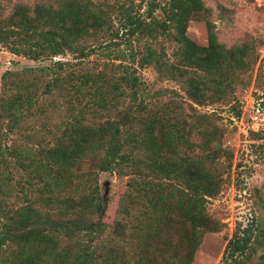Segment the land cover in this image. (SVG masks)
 Wrapping results in <instances>:
<instances>
[{"label": "trees", "instance_id": "16d2710c", "mask_svg": "<svg viewBox=\"0 0 264 264\" xmlns=\"http://www.w3.org/2000/svg\"><path fill=\"white\" fill-rule=\"evenodd\" d=\"M141 1H146L145 16L133 0H55L32 8L21 4L0 16V43L12 53L34 60L67 52L77 55L72 62L57 60L51 66L26 69L51 73L43 93L55 89L62 102L52 97L38 103L34 99L38 79L25 82L10 71L2 75V86L18 92L1 98L0 121L8 118L11 130L23 120L22 107L34 106L26 123L45 115L42 124L51 138L46 142L30 134L27 140L36 144L24 147L0 143V166L8 169L10 161L3 156L8 153L25 171L14 183L20 195L15 193L11 203V194L3 190L11 171L7 175L0 171V264H141L173 210L193 223L191 238H182L188 252L180 262L156 261L190 264L201 233L197 226L205 227L206 203L222 185L221 156L228 150L220 140L217 115L198 113L185 104L186 98L198 105L227 101L228 77L248 69V50L224 48L211 30L207 45L186 34L187 18L203 8L200 0H169L164 5ZM158 6L166 9L162 18L153 14ZM121 28L135 40L148 42L134 48L129 37L119 38ZM105 37L128 45L125 51H115L114 59L120 61L77 67ZM169 38L177 43L171 55L154 43ZM135 63L152 66L161 78L179 82L186 98L177 91L165 98L166 90H151ZM240 113L237 109L233 115L238 118ZM99 151L101 171L129 176L124 195L130 197V206L124 205L125 196L119 200L120 217L113 219L106 234L91 221L103 206L98 181L92 184L88 176L89 182H76L83 175L73 171ZM142 167L148 177L141 176ZM249 256L256 260H244ZM219 264H264V223L238 226Z\"/></svg>", "mask_w": 264, "mask_h": 264}, {"label": "rangeland", "instance_id": "374dc122", "mask_svg": "<svg viewBox=\"0 0 264 264\" xmlns=\"http://www.w3.org/2000/svg\"><path fill=\"white\" fill-rule=\"evenodd\" d=\"M129 2V0H125ZM169 0H158L164 5ZM203 8L197 11L186 20V34L197 44H208V32L211 30L219 44L226 49H233L237 46H246L248 50L249 67L246 70L236 72L228 77L230 94L224 103H210L198 105L186 98V93L180 88L179 82L171 79H163L158 76L152 66H138L135 63L136 71L151 90H166L165 98L173 91L186 98L185 104H191L197 112L216 114L217 123L221 126L220 140L223 147L228 150L221 156V175L222 185L213 197H209L206 203L207 219L203 221L205 227L197 226L201 231L198 236V244L195 247L190 264H219L222 260L224 249L229 238L233 235L238 226L244 227L249 223H264V0H200ZM53 3L55 0H0V16L6 17L10 14L14 6L24 5L33 7L36 3ZM136 4L138 13L145 16L146 1L133 0ZM157 17H164L166 9L158 6L153 11ZM127 29H119L118 36L124 40L129 37L132 41L130 45L134 48H142L145 38L135 40L133 35L127 34ZM129 35V36H128ZM120 39L109 41V38H101L99 45L94 51L87 55L78 66L87 65L90 67H101L104 62H119L114 59L116 50H126L127 46ZM109 42L105 47L104 43ZM156 45H162L166 53L171 55L172 50L177 43L174 39H158L154 42ZM101 45V46H100ZM76 54L67 52L53 58L31 59L22 54H14L8 45L0 43V101L1 98L14 95L18 89L5 88L2 75L6 71L16 72L23 81H36L38 79V90L34 99L38 103L52 97L58 101L62 100L54 89L50 94L43 93L44 84L51 77V73L46 75L42 71H26L27 68H39L47 65H53L57 60L75 61ZM57 68L51 67L55 71ZM175 97V94H173ZM179 98V97H177ZM163 98H159L162 100ZM189 107V105H188ZM190 108V107H189ZM35 109L34 106L24 105L19 114L22 119L13 124L15 126L9 129L8 118H2L0 121V143L4 146H22L25 144H36V141L27 140L28 135L34 134V138H43L49 141L51 135L43 127L44 116L37 118H28L29 112ZM240 110V116L234 117L233 112ZM192 111V110H190ZM31 113V112H30ZM18 125L23 126L19 129ZM29 125L32 128L26 129ZM18 127V128H17ZM59 133V131H57ZM197 137H194L196 140ZM37 145H35L36 147ZM34 147V146H33ZM4 160L10 161L8 169L0 166V171L7 175L10 172L11 180L3 182V190L10 193V203L15 198V193L19 192L15 181L22 180L25 171L15 164V157L12 154H4ZM103 156L99 151L91 159L87 158L81 161L73 168L74 175L82 178H76L85 183L88 176L94 184L97 180L103 206L99 212L91 216V221L97 224L101 234L110 232L113 228V219L120 217L117 212L119 200L124 198L128 175L116 171H101L98 168L99 159ZM229 165V167H227ZM141 176L148 177L145 174V168H141ZM158 179V178H157ZM85 181V182H84ZM23 182V181H22ZM20 195V192L18 193ZM19 203V202H18ZM124 205L130 206V197L123 200ZM122 217V216H121ZM126 220V217H123ZM164 228L159 237L148 245L144 253L141 264H157V258H173L180 262L188 252L187 245L182 238H191L194 230L193 223L183 217L179 212L173 210L164 218ZM256 260V256H249L244 260Z\"/></svg>", "mask_w": 264, "mask_h": 264}]
</instances>
